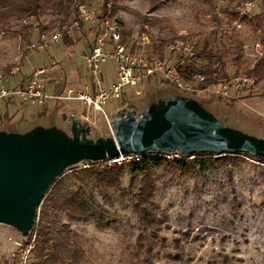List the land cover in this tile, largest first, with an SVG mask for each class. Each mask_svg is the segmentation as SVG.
Listing matches in <instances>:
<instances>
[{"label":"rangeland","instance_id":"obj_1","mask_svg":"<svg viewBox=\"0 0 264 264\" xmlns=\"http://www.w3.org/2000/svg\"><path fill=\"white\" fill-rule=\"evenodd\" d=\"M159 1L156 5L150 0L110 1L114 6L112 17L123 25L126 41L129 42L132 34L137 36L145 31L139 24L143 18L166 19L168 25L163 30L160 29L162 25L157 23L147 31L149 43L145 45V50L148 55L154 54V48L161 39H170L174 34L188 35L187 40L196 54H203L202 58L198 57L196 73L211 75L217 65L213 54L223 49L231 77L235 68L232 56L226 53L233 50L229 36L234 29L241 33L242 51L246 58L252 66L256 63V43L262 41L264 33H251L244 21L240 27L230 25L228 0ZM242 2L237 3L236 9ZM254 2L253 13L262 12L264 0ZM215 13L222 17V24H229L227 34L218 31ZM19 27L14 25L0 37V75L3 77L0 90L3 85L7 89L15 86L20 78L31 73L35 65H46L52 61L60 63L59 70L49 75L56 79V89L62 91L74 85L76 68L63 63L70 50L76 51L72 60L79 65L80 74L87 76L88 67L81 54L89 51L94 38L89 23L83 24L80 41L81 32L75 31L72 34L73 45L64 48L61 39L45 50L33 46L39 40L38 32L30 42H24L18 34ZM129 29L133 30L130 34L127 32ZM196 33L200 36L194 37ZM262 52L264 55V46ZM176 61L171 57L168 64L174 67ZM13 66L19 69L14 68L15 72L12 70L7 75V70ZM115 76L114 61L108 60L101 65L100 78L105 84ZM245 89L218 95L198 86L189 89L177 87L156 76L136 89L128 87L122 98L108 101L105 110L110 123L102 112L88 109L79 102L62 101V104H57L56 100H47L45 105H31L22 104L15 95L1 97L0 134L20 140L40 136L54 141L58 147H64L74 140L72 119H76L85 128V133L80 132L78 145L85 146L80 149L89 152L111 149L119 143L170 140L172 137L168 136L165 127L185 135L209 133L264 146V82L259 87ZM54 91L53 85L50 92ZM12 111L17 113L11 116ZM131 120L135 123L122 130L123 124ZM147 120L154 122L148 123ZM42 151L46 153L44 148ZM176 155L183 156V153L177 152ZM221 155L206 158L213 161H208L204 168L193 166L189 170H178L165 165L153 170L155 208L166 219L160 223L156 236L139 223V217L131 207L122 206L119 191L111 188L108 192L114 199L113 206L102 200L98 190H93L97 202L108 209L114 219L111 226L99 227L92 221L72 218L62 211L61 202L57 207H51L53 204L49 199L55 183L74 170L88 168L93 163L91 159L79 160L67 166L45 191L29 232L0 222V264H21L23 252L33 244L41 211L46 207L51 218L57 217L58 221L68 224L78 233L76 238L84 249L87 264H221L223 261L226 264H264V159L251 154ZM193 157L186 156V159ZM218 157L226 161L214 162L221 159ZM128 163H120L127 169L122 180L123 187L132 184ZM107 164L110 165L109 162ZM97 165L104 166L106 163L98 160ZM141 235L155 242L150 263L141 262L143 252L137 243ZM176 243L184 253L180 258L175 255L174 259L167 257L165 251L173 250Z\"/></svg>","mask_w":264,"mask_h":264},{"label":"trees","instance_id":"obj_2","mask_svg":"<svg viewBox=\"0 0 264 264\" xmlns=\"http://www.w3.org/2000/svg\"><path fill=\"white\" fill-rule=\"evenodd\" d=\"M110 1L112 0H0V30L9 31L14 25H20L18 34L24 42H30L36 32L40 36L42 33L51 34L55 31H61L63 32L62 41L66 45H73V38L67 35L66 27L78 18V6L82 3L91 6L95 5L94 7L100 13L99 16L103 18L106 15L112 16L113 14L114 6ZM150 1L153 5H156L159 0ZM228 1L227 9L231 12V18L228 22L232 23L239 18V12L236 9L238 2L256 0ZM47 20L48 22L46 23ZM242 20L248 25V30L251 33H264V10L251 17L246 16ZM214 21L219 26L222 24V17L215 13ZM157 23L162 25L161 30L168 25L166 19L145 17L139 21L142 28H144L145 24L152 28ZM82 30L83 23H81L80 29L77 31L82 32ZM132 31V29L127 30L129 34ZM193 36H200V33H196ZM176 38L188 39L189 37L188 35L174 34L170 39H161L154 48V54L160 58H165L166 45ZM229 41L233 50L228 51L226 54L232 56L231 62L235 68V73H248L254 78L252 87H259L264 82V57L252 66L251 61L246 58L242 51L243 39L241 33L233 29L229 36ZM262 41H264V34ZM202 56L203 54L200 52L198 57L202 58ZM213 56L217 59V65L213 73L208 76L212 78V87L218 89L230 77L229 63L224 57L223 49L217 50ZM15 67L8 69L7 75H10ZM182 72L185 79L190 80L193 78L191 70L186 69ZM145 152L152 154L145 155L140 161L128 163L129 173L132 175V184L128 187H123L122 184L123 176L127 173L125 165H120L119 163H109L110 165H108L107 162H110L112 157L100 159L101 162L104 161L106 163L104 166L97 165L98 160H93L90 167L74 170L68 177L59 179L55 183L49 199L53 204L51 207H57L58 203L61 202L62 211L72 218L85 222L92 221L99 227L111 226L114 219L110 216L108 209L97 202L93 195V190H98L102 200L113 206L115 203L114 199L108 192L111 188L119 191L122 206L131 207L138 215L139 223L143 224L155 235L160 228V223L166 221V219L157 212L153 200V192L156 189L152 180L154 169L165 165L178 170H189L193 166L204 168L208 161H213L206 158H210L214 154H251L247 152L209 150H148L143 153ZM177 152L183 153V156L172 157ZM251 155L264 159V157L259 155ZM186 156L194 157L186 159ZM218 160H224V158L215 159L214 162ZM136 179L139 180L137 183L135 182ZM128 201L130 203H127ZM77 236L78 233L70 229L68 224L58 221L57 217L51 218L49 208L46 207L41 211L39 222L36 226V234L29 254V264H87L84 249L78 242ZM174 240L177 241L178 239ZM137 243L139 244L138 248L143 252L141 262H152L151 258L155 242L146 240L145 236L141 235ZM182 252L184 253L180 245L176 243L173 250L165 251V255L172 259H174V255L176 258H180ZM215 264L220 263L216 262ZM221 264H226V261Z\"/></svg>","mask_w":264,"mask_h":264},{"label":"built area","instance_id":"obj_3","mask_svg":"<svg viewBox=\"0 0 264 264\" xmlns=\"http://www.w3.org/2000/svg\"><path fill=\"white\" fill-rule=\"evenodd\" d=\"M255 2L244 1L237 6L239 18L230 25L240 27L244 17L254 15ZM96 7L82 3L78 6V18L68 27L66 33L70 38L72 34L80 29L81 23H89L93 31V41L90 43L89 51L84 55L87 64V76L85 82L80 87L68 86L66 89L50 92L49 74L59 66L57 61L49 64H37L26 77L19 79L17 84L10 89L1 88L0 98L8 96H18L20 101L31 105H45L47 100H56V102H79L88 109L100 111L110 123V117L105 110V105L110 100L123 97L128 87L137 88L141 83L150 78L161 76L171 84L189 89L194 86L202 90L211 91L218 95H227L231 90L249 88L254 84V78L248 73H235L224 82L218 89L212 87V78L202 73H196L199 60L194 47L190 45L187 39L176 38L170 41L166 47V57L160 58L157 55H148L145 45L149 43L150 30L148 25H144V30L137 36L132 34L129 42L124 36V27L121 23L106 15L103 18L99 16ZM229 24L224 23L218 26L221 34H227ZM5 34V30H0V37ZM63 38V32L55 31L51 34L42 33L39 40L33 43L39 49L48 48L53 42L60 41ZM138 39V41H136ZM138 42V45H137ZM264 41L256 43L257 54L255 62L262 59ZM168 54V55H167ZM174 57L176 66L168 64V60ZM108 60L114 61L116 65V76L109 85H106L100 78L101 65ZM19 67H15V70ZM189 69L193 72V78L185 79L183 70ZM13 70L12 72H15ZM3 77L0 75V82ZM113 131V129H112ZM152 153H133L120 155L116 159L111 158L109 163H122L131 161H140L145 155ZM177 155H172L175 157ZM171 157V156H169ZM33 244L23 252L21 264H29V254Z\"/></svg>","mask_w":264,"mask_h":264},{"label":"water","instance_id":"obj_4","mask_svg":"<svg viewBox=\"0 0 264 264\" xmlns=\"http://www.w3.org/2000/svg\"><path fill=\"white\" fill-rule=\"evenodd\" d=\"M134 123L133 120L124 123L122 130L129 129ZM72 124L74 140L64 147L40 136L20 140L0 134V222L29 232L35 222L40 199L50 184L67 166L82 159L100 160L148 150L231 151L264 157V146L250 141L209 133L185 135L167 127L164 129L172 137L170 140L119 143L111 149L89 152L80 149L85 146L78 145L80 132L85 133V128L76 119H72Z\"/></svg>","mask_w":264,"mask_h":264},{"label":"crops","instance_id":"obj_5","mask_svg":"<svg viewBox=\"0 0 264 264\" xmlns=\"http://www.w3.org/2000/svg\"><path fill=\"white\" fill-rule=\"evenodd\" d=\"M83 31V30H82ZM80 38L78 39V41H80V39H82V32H81V34H80V36H79ZM78 41L76 42V45H77V43H78ZM63 43V42H62ZM53 44V43H52ZM75 45V46H76ZM63 46H64V48H66L67 47V45L65 44V43H63ZM68 49V48H67ZM65 52H67V51H65ZM69 53V57L67 58L66 57V60H64V65L66 64V65H69L71 68L73 67V68H76V70H75V73H76V75H74V78H75V84L74 85H71V86H74V87H80L83 83H84V81H85V78H84V76L83 75H81L80 74V71H79V65L78 64H76L72 59H73V56H75L76 55V51H72V50H70V52H68ZM86 53L84 52L83 54H81V57H84V55H85ZM58 68H60V63H59V66L58 67H56L54 70H52L51 71V73L50 74H52L55 70H57ZM32 70V69H31ZM59 70V69H58ZM77 71V72H76ZM31 72V71H30ZM30 74V73H29ZM49 74V75H50ZM49 78V89L54 85V89L55 90H57L56 88V84H54V82L56 81V79L55 78H52L51 76H49L48 77ZM65 78H66V76H65ZM115 78V77H114ZM84 80V81H83ZM112 81V80H111ZM111 81L108 83V84H106V85H109L110 83H111ZM72 84V83H71ZM65 86V85H64ZM64 86H63V89H64ZM66 89V88H65ZM22 103V102H21ZM58 103H60V104H62L61 102H57V104ZM77 104H78V102H76ZM22 104H25V103H22ZM9 113V112H8ZM15 113H17V111H12L11 112V116H13ZM10 114V113H9ZM13 120H14V118H13ZM12 120V121H13Z\"/></svg>","mask_w":264,"mask_h":264}]
</instances>
